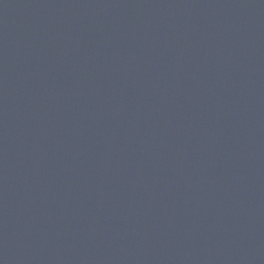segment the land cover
Masks as SVG:
<instances>
[{
	"label": "water",
	"instance_id": "water-1",
	"mask_svg": "<svg viewBox=\"0 0 264 264\" xmlns=\"http://www.w3.org/2000/svg\"><path fill=\"white\" fill-rule=\"evenodd\" d=\"M0 264H264V0H0Z\"/></svg>",
	"mask_w": 264,
	"mask_h": 264
}]
</instances>
